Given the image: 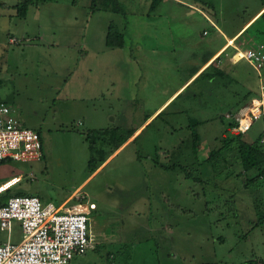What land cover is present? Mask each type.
<instances>
[{
  "label": "rangeland",
  "instance_id": "rangeland-1",
  "mask_svg": "<svg viewBox=\"0 0 264 264\" xmlns=\"http://www.w3.org/2000/svg\"><path fill=\"white\" fill-rule=\"evenodd\" d=\"M16 2L0 0V101L39 132L42 155L0 164V182L16 174L10 193L58 205L76 190L94 204V247L71 264H109L108 253L115 264H264V179L244 172L236 152L206 161L257 91L256 72L240 60L212 77V64L184 83L262 0H51L25 18ZM108 31L123 45L107 46ZM132 130L92 172L111 134ZM262 131L255 120L243 139ZM21 238L13 220L10 239Z\"/></svg>",
  "mask_w": 264,
  "mask_h": 264
},
{
  "label": "built area",
  "instance_id": "built-area-1",
  "mask_svg": "<svg viewBox=\"0 0 264 264\" xmlns=\"http://www.w3.org/2000/svg\"><path fill=\"white\" fill-rule=\"evenodd\" d=\"M9 41L17 42L13 37ZM233 47L231 58L245 60L251 65L258 87L233 116L235 126L231 132H246L255 120L262 119L260 142L264 145V43L250 36L249 43ZM41 155L38 132L24 126L12 107L0 101V161H34ZM84 198V195L74 194L55 205L42 203L38 196L31 194L8 197L0 204V230L6 231L8 236L0 243V264H71L74 256L92 249L94 235L87 215L95 206ZM13 220L19 221L21 228L22 238L18 242L9 238Z\"/></svg>",
  "mask_w": 264,
  "mask_h": 264
},
{
  "label": "trees",
  "instance_id": "trees-1",
  "mask_svg": "<svg viewBox=\"0 0 264 264\" xmlns=\"http://www.w3.org/2000/svg\"><path fill=\"white\" fill-rule=\"evenodd\" d=\"M51 0H17V2L14 5V8L16 10V14L21 17L25 18L28 10V6L30 4H39L44 3ZM95 2L96 0H92ZM161 0H153V6H156ZM261 8H264V0H262V6ZM245 33L247 35H252L255 37V39L258 40L259 37H262V42L264 43V9L261 11V13L249 24V26L246 28ZM123 35L121 33L117 32H110L108 31L105 36V43L107 46H122L123 45ZM211 53L208 52L203 56L202 61L205 63L210 57ZM214 62H211L206 70L212 65ZM216 71L220 76H223L225 72L223 69L215 68ZM206 70L202 71L205 72ZM196 72V68H194L190 75H193ZM201 72V73H202ZM200 73V74H201ZM212 77L214 76V72L211 73ZM192 123V147H193V155L197 157L198 151V145L200 143V136L197 132V125L200 123L198 121L191 120ZM235 126V121L229 124L228 129L224 132L221 139V145L216 148L210 150V154L208 157H206V161L214 163L217 161L218 158L224 159V155L226 152H236L241 160V164L243 167L244 172L247 171H256V176L258 178L264 179V145L260 142V139L263 135V131L261 135L258 137L257 140L253 142H246L243 139V135L247 132H239V133H233L231 132V129ZM99 131V130H98ZM135 130H132L129 132L125 137H114V133L111 134L109 143L111 146V150L108 152L104 158H102L98 165L95 166L92 170H96L106 159L107 157L114 152L121 144H123L133 133ZM38 132V131H37ZM97 133V131L92 132ZM101 133V132H99ZM39 134V132H38ZM40 136V134H39ZM87 136V135H86ZM87 138V137H86ZM41 139V137H40ZM90 147L92 148V145L90 144ZM7 160L0 161V164L4 163ZM6 180H3L0 183H3ZM9 181V180H8ZM245 184L251 183L252 180L245 179ZM7 182V181H6ZM4 182V183H6ZM3 183V184H4ZM13 185L9 186L8 188L4 189L0 192V204H4L8 197L15 195V194H24V193H10V189ZM40 198V197H39ZM256 211L258 213V221L257 223L261 222L262 219H264V211L260 210V208L257 206ZM107 261L113 262V257L110 253L106 256ZM109 263V262H108ZM114 263V262H113ZM115 264V263H114ZM202 264V263H198Z\"/></svg>",
  "mask_w": 264,
  "mask_h": 264
},
{
  "label": "crops",
  "instance_id": "crops-1",
  "mask_svg": "<svg viewBox=\"0 0 264 264\" xmlns=\"http://www.w3.org/2000/svg\"><path fill=\"white\" fill-rule=\"evenodd\" d=\"M15 3L12 5L13 9L14 8ZM264 8H260L248 21H246L237 31H235L232 35H223V39L224 42L220 43V44H216V49L210 50L209 52L212 54L211 57L204 63L202 61L203 57L201 58L200 62H198V65H196V72L193 75H189L187 77V79L184 81V83L186 84L188 81H190L200 70L204 71L206 70V68L208 67V65L211 62H214L216 68H220L223 69L225 66L226 67H231V65H235L238 61L240 60H234L233 58H231V54L234 52V45H244L241 44L240 42H242V39L245 43H249V38L252 35H247L245 33L246 28L249 26V24L261 13V11ZM14 10H12L13 12ZM232 50V52L230 51ZM214 76H220L218 74V72L216 71V69L214 70ZM221 77V76H220ZM213 79V78H212ZM184 86V85H183ZM182 87V85H181ZM179 87V88H181ZM179 90V89H178ZM134 134V133H133ZM132 136V135H131ZM130 136V137H131ZM129 137V138H130ZM128 138V139H129ZM21 177L19 175L16 174H12L10 177L6 178L5 180L8 182V180H13L15 179L13 182H11L10 184L14 185ZM4 181V182H6ZM3 182V183H4ZM6 182V183H7ZM15 182V183H14ZM3 183H0V186L3 185ZM5 184V183H4ZM8 184V185H10ZM11 186V185H10ZM9 187V186H8ZM7 187V188H8ZM3 188V187H2ZM6 189V188H5ZM76 190L71 193L69 196H72L74 194H76ZM68 197V196H67ZM11 234V233H10ZM8 238V236H7ZM10 238V237H9ZM7 240V239H6ZM6 240L1 241L0 243L5 242ZM11 240V239H10ZM12 241V240H11ZM13 242H18V241H13Z\"/></svg>",
  "mask_w": 264,
  "mask_h": 264
}]
</instances>
